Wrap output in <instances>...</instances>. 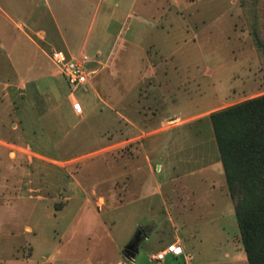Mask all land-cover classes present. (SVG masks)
I'll return each instance as SVG.
<instances>
[{
	"label": "rangeland",
	"instance_id": "obj_1",
	"mask_svg": "<svg viewBox=\"0 0 264 264\" xmlns=\"http://www.w3.org/2000/svg\"><path fill=\"white\" fill-rule=\"evenodd\" d=\"M40 1L0 0V45L20 63L0 47V264H247L209 115L264 95V0H158L145 50H109L134 23L102 32L91 9L87 47L63 51L87 57L74 88L16 30L30 35ZM177 234L190 261L154 260Z\"/></svg>",
	"mask_w": 264,
	"mask_h": 264
},
{
	"label": "trees",
	"instance_id": "obj_2",
	"mask_svg": "<svg viewBox=\"0 0 264 264\" xmlns=\"http://www.w3.org/2000/svg\"><path fill=\"white\" fill-rule=\"evenodd\" d=\"M251 34L264 53L258 31ZM209 119L247 264H264V95Z\"/></svg>",
	"mask_w": 264,
	"mask_h": 264
},
{
	"label": "crops",
	"instance_id": "obj_3",
	"mask_svg": "<svg viewBox=\"0 0 264 264\" xmlns=\"http://www.w3.org/2000/svg\"><path fill=\"white\" fill-rule=\"evenodd\" d=\"M148 1L149 0H143V1L127 0L125 5L120 7L121 5L119 3L117 2L115 3L112 0L110 1L98 0L97 3L94 5H92L93 3H91L90 0H41L40 5L38 4L36 8H39V6H43V8H45L46 15H44V17L39 14L35 15V22L32 21V18L27 19V17L23 15L21 23L22 25H26L29 27L28 29L30 35H35V37L38 36V38L42 40V42L39 43L36 41L35 42L32 41L29 34H26L25 32L23 33V29L22 26H20V24L19 26L17 24L16 30L20 34H22L26 42H28V44L34 48L33 50L35 54H42L43 56H45L43 54L44 53V50L42 49L43 47H48L49 49H56L55 46L59 45L60 48L63 49L61 51L67 52L71 56H76L79 55L81 50L87 47V40H85V38L83 37V30L85 26L86 17L88 15V11L92 9L93 15L95 17L94 22L97 16L101 14L99 25L102 32L105 31L110 26L111 22L117 20L118 18H123L124 21L123 23L128 21L129 25L134 23L133 29H128V33H129L128 39L121 38L120 40L113 42L109 50L115 47L116 42L118 43V46L121 44L123 49H127L128 47L133 50L136 49L145 50V46L150 44L147 43L143 45V43L147 42L146 36L148 33L147 26L149 22L147 21L146 18L153 20L154 21L153 23L155 24L154 28L156 30H159L158 28L161 27L160 20L163 19V17H165L168 12L166 9H161V3L158 0H154L153 6L155 8L154 11L155 13L149 14L146 9V5L148 4ZM105 4L110 7L112 6L114 10L109 14L106 13ZM0 11H1L0 13L1 16L8 18L7 13H4L3 10ZM42 19H46V20H42ZM25 20L27 22H24ZM123 44H125L124 47ZM0 47L6 52V56L9 64L11 65V67H13L15 73L18 75L19 71L15 66L20 65V63L15 62L12 54L10 52H7L4 46L0 45ZM97 53L102 55L104 52H102L101 50H95L92 55H96ZM45 57L47 58V55ZM40 78H41V74L40 72H38L37 75H35V79H36L35 81H39ZM135 129H138L137 125H135ZM156 185H157L156 182L155 184H153L149 181V183L147 182L145 184L143 190L145 193L156 190ZM83 193L84 190L80 188V195L83 196ZM87 197L88 196L86 195L85 197L86 202H88ZM66 198L67 199L71 198V191L66 192ZM149 238H150L149 235L147 234L144 235L145 240ZM173 238L175 239L171 240V243H176V245L180 247L181 254L179 255L167 254L166 256L171 255L174 258L181 256L182 258L184 257L183 258L184 261L189 260L187 258V255L184 253V250L187 251L191 255V257L195 253L188 251V247L185 246V242L183 241L182 236L177 234L173 236ZM162 250H164V248ZM134 253L136 254V251Z\"/></svg>",
	"mask_w": 264,
	"mask_h": 264
},
{
	"label": "built area",
	"instance_id": "obj_4",
	"mask_svg": "<svg viewBox=\"0 0 264 264\" xmlns=\"http://www.w3.org/2000/svg\"><path fill=\"white\" fill-rule=\"evenodd\" d=\"M50 59L54 66L60 70L62 77L68 86L74 88L88 81V69L85 67L87 57H82L79 61L69 57L61 50L52 49ZM75 112H80L77 103H74ZM167 254L179 255L181 249L175 244L169 245L160 254L153 256L156 261H162Z\"/></svg>",
	"mask_w": 264,
	"mask_h": 264
},
{
	"label": "water",
	"instance_id": "obj_5",
	"mask_svg": "<svg viewBox=\"0 0 264 264\" xmlns=\"http://www.w3.org/2000/svg\"><path fill=\"white\" fill-rule=\"evenodd\" d=\"M138 242H139V240L137 239L136 243H134V241H133V243H131L133 245V247H132V245L126 246V253L129 254V256H127V255L124 256L126 258V260H128V261L133 260V256L135 253H133L132 251H129V250H132V248L136 247ZM135 251L136 250H134V252Z\"/></svg>",
	"mask_w": 264,
	"mask_h": 264
},
{
	"label": "flooded vegetation",
	"instance_id": "obj_6",
	"mask_svg": "<svg viewBox=\"0 0 264 264\" xmlns=\"http://www.w3.org/2000/svg\"><path fill=\"white\" fill-rule=\"evenodd\" d=\"M138 235L140 236V232H139V234H138ZM138 235H137V237H136V238L139 240V236H138ZM136 238L133 240V241H134V243H136V241H137V239H136ZM133 241H132L131 243H133ZM131 243H130L129 245H132ZM132 247H133V245H132ZM134 250H136V247L132 248V250H129V251H134Z\"/></svg>",
	"mask_w": 264,
	"mask_h": 264
}]
</instances>
